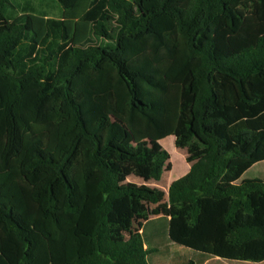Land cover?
<instances>
[{
  "label": "trees",
  "instance_id": "1",
  "mask_svg": "<svg viewBox=\"0 0 264 264\" xmlns=\"http://www.w3.org/2000/svg\"><path fill=\"white\" fill-rule=\"evenodd\" d=\"M260 165L264 0H0V264L264 263Z\"/></svg>",
  "mask_w": 264,
  "mask_h": 264
},
{
  "label": "rangeland",
  "instance_id": "2",
  "mask_svg": "<svg viewBox=\"0 0 264 264\" xmlns=\"http://www.w3.org/2000/svg\"><path fill=\"white\" fill-rule=\"evenodd\" d=\"M164 149L170 154L172 163V171H165L160 182H150L148 185L157 187L166 193H168L169 187L172 182L180 179L186 175L191 168L192 164L187 162L188 152L187 150L179 149L175 145V138L171 137L163 142ZM245 178L262 179L264 180V166H256L253 170L249 171ZM129 182H134L137 184H143L141 179L131 177ZM167 200V197H166ZM152 209L156 206L152 205ZM167 219H154L151 221L145 231L143 236L146 244L150 247L158 249L154 254H150L148 257L149 264H187L190 261H194L195 264H201L202 256L190 249L179 246L171 242L168 236V221ZM136 228L139 226L136 224ZM129 235H127V238ZM202 264H264V263H253V262H241V261H226L221 259H209L204 260Z\"/></svg>",
  "mask_w": 264,
  "mask_h": 264
}]
</instances>
